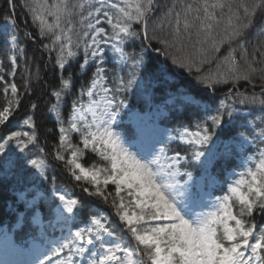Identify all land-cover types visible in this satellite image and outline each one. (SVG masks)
<instances>
[{"label":"snow or ice","instance_id":"obj_1","mask_svg":"<svg viewBox=\"0 0 264 264\" xmlns=\"http://www.w3.org/2000/svg\"><path fill=\"white\" fill-rule=\"evenodd\" d=\"M157 3L158 0H111V3L109 0H97V3H85L84 0H52L51 3L49 0H33L29 6L33 22H38L41 37L51 38L52 44L57 46L51 51H57L56 63L60 69H64L69 59L75 56L74 48L79 46L78 41L74 44L72 37L73 18L77 15L86 29L81 32L85 44L82 69L88 67V57L103 60L102 44L111 46L118 64L131 66L126 76H119L114 81L113 87L107 86L105 69L97 66L88 88L89 103L86 107L74 106L68 128L61 127L60 150L56 152L55 159L65 164L77 182L84 180L92 185L94 191L85 187L84 192L102 198L105 203L112 197V207L137 242V248H129L122 238L117 239L102 217L92 218L85 227L77 225L75 231H69L68 236L59 241L45 243L47 227L74 223L79 215V207L76 199L61 190L49 191L36 184L38 179L45 176L47 162L26 154V150L30 151V145H37L36 124L29 117L24 124L32 129L31 132L13 130L0 136V183L11 177L17 185L16 207L12 211L15 221L21 225L22 231L33 228V225L41 228L38 235L33 232V258L27 264H77V258L80 264H85V257L86 264H132L130 257L134 252L146 256L150 264H264V227L258 230L252 219L257 209L264 212V151L260 152L254 166L247 168L230 186L231 195L223 197L212 206L211 211L204 212L200 209L207 205L192 173L181 171V162L186 161L187 157L179 151L170 155L166 141L156 137L155 125L150 118L146 114L133 113L125 99L120 98L121 93H133L151 99L161 91V85L167 84L165 77L171 71L167 65L146 64L142 57L125 50L126 42L138 38L141 33L145 39H149V21ZM12 5L13 0H5L6 7ZM258 13L264 16V0H196L195 3L186 4L182 13L174 14L173 41L165 39L160 43L165 48L173 46V43L183 46L181 36L187 34L191 40L194 30L197 39L193 47L200 45L196 52L205 58L201 60V63H205L209 50L219 52V44L239 41L240 59L245 62L246 68H242L236 55L230 52L221 62L227 66L226 71H219L218 65L216 73L203 76V82L209 88L226 82L228 77L233 82L246 80L252 83L253 75L257 72L262 74L260 78L264 81V28L255 22ZM48 17L52 18L51 23ZM5 23L15 28L13 13L5 16ZM97 25H107V28ZM133 25H140V31H136ZM217 29L220 31L217 32ZM249 32L252 33L250 37ZM221 34L224 39L218 40ZM5 42L15 51L18 46L15 32L6 37ZM11 61L15 65L14 55ZM172 62L179 67H188L189 71L192 67L200 71L191 57L186 62L173 58ZM257 64L261 67L254 66ZM69 87L70 81L63 80L61 90L53 92L57 104L52 105L50 111L58 112L62 91ZM169 87L175 89V85ZM9 89L15 99L8 100L6 106L0 109V126H6L14 105L19 104L17 85L6 83L3 89L5 96ZM261 90L264 94V84ZM97 95L99 99L94 98ZM180 99L184 106L202 111L205 119L203 123H197L194 129L184 128L178 137L170 136L168 139H179L191 146L192 159L203 165L208 160L207 146L224 125L225 115L231 119L233 112L228 110V105L222 104L212 114L208 105L201 104L197 97L187 93L182 94ZM239 103H259L264 108V95L244 96ZM32 107L35 109L36 105ZM125 109L128 111L124 115L129 117L130 122L139 123L135 130L125 128L123 132H118L116 129L121 127L119 119ZM238 119L243 120L248 128V117ZM69 132L81 134L83 148L67 143ZM148 137L152 138L149 146L141 144L137 147V143ZM260 138H264V130ZM129 140L137 142L131 145L136 147L135 152L125 146ZM244 142H248L247 137H244ZM64 149L71 150L70 158L66 159ZM85 149L96 153L104 164L93 163L86 168L80 162ZM179 177L187 179L181 183ZM109 184L115 185L114 196L110 192L105 193ZM122 192L126 195L122 196ZM233 201L238 206L236 212L233 211ZM133 206L140 211L137 213ZM53 218L56 224L52 223ZM45 219L49 221L47 226L43 223ZM148 221L164 223L145 229L139 227L141 222ZM0 249L5 256L19 253L7 231L0 232ZM0 264L15 262L0 259Z\"/></svg>","mask_w":264,"mask_h":264},{"label":"trees","instance_id":"obj_2","mask_svg":"<svg viewBox=\"0 0 264 264\" xmlns=\"http://www.w3.org/2000/svg\"><path fill=\"white\" fill-rule=\"evenodd\" d=\"M52 0H49L51 3ZM76 2V0H73ZM85 3H97V0H84ZM196 0H158L156 11L152 13L149 21L148 37L145 39L143 34L138 38L128 40L125 44V50L137 57H142L146 64L167 65L171 71L165 79L167 84L161 85V91L149 99L142 95L133 93H121L120 98L125 99L133 113H141L147 115L155 125V131L163 130L167 137H178L179 132L184 128L194 129L197 123L204 122V113L193 107H186L181 103L182 94H191L197 97L201 104H206L212 109V114L220 108L222 104L228 105V110L233 112V118L225 115V123L221 129L217 130L213 142L207 146L206 153L211 152L210 160L201 164L192 159L191 146L182 143L179 139L166 140V146L169 154L176 151L181 152L187 157L186 161L181 162L182 172H191L194 182L200 189L204 204L201 210L206 212L207 208L212 210V206L218 204L223 197L231 195L230 186L245 173L246 169L253 167L259 158L260 152L264 151V138H260V133L264 130V108L257 103L241 104L239 100L244 96L261 97V86L264 81L261 80V73L257 72L253 75L252 83L246 80L233 82L228 77L226 82L215 84L209 88L203 82V76L219 71L225 72L226 65L221 62L232 52L236 55L237 61L242 68H246V64L240 59L239 41L224 42L219 44L220 51L213 52L209 50L207 54V62L201 63L204 57H201L196 48L193 47L197 37L194 34L191 40L187 38V34L181 36L183 46L180 43H173V46L165 48L160 40L173 41L171 35L175 25L174 14L181 12L188 3H195ZM33 0H13L12 7L5 6V0H0V109L6 106L8 100H14L9 93L5 96L3 89L6 83H15L18 88L19 104L14 105L13 114L7 122L6 126H0V136L5 135L13 130H21L31 132L24 121L31 117L36 124L37 145H30V151L26 150V154L32 158H43L47 162L46 174L43 178L38 179L36 184L42 185L49 191L59 189L73 199L78 201L79 215L74 223L66 226L56 224L55 219L52 223L55 227H47L46 237L49 241L55 239L61 240L67 237L69 231H75L76 226L85 227L94 217H102L106 225L116 234L117 239L123 240V243L132 249L137 248V242L131 237L126 226L120 221L116 215V210L112 207L111 199L105 203L104 200L97 196H90L83 189L88 187L90 191H94L91 184L82 180L77 182L68 172L67 167L62 161L55 159L56 152L60 150L61 127L68 128L74 113L73 108H79L81 105L87 106L90 100L88 96V88L96 72L97 66L105 69L107 77V86L113 87L114 81L119 76H126L131 70V66H123L118 64L114 58V53L109 44H102L104 51L103 60L100 57L94 60L88 57V67L82 69L80 66L84 63L85 44L81 32L86 30L83 28L81 17L79 15L73 18L74 32L72 34L74 44L78 41L79 46L74 48L75 56L69 59L64 69H60L56 63L57 51H51V48L57 47L52 44L49 37L42 38L39 32L38 22H33V15L29 11V6ZM111 3V0H109ZM13 13L16 21L15 28L5 23V16ZM167 14V18H166ZM101 19H103L101 17ZM191 19V15L189 16ZM49 23L52 18L48 17ZM264 16L259 13L256 17V24L264 28ZM162 25V26H161ZM107 25H97V27ZM136 31H140V25H133ZM183 28V14L181 15V29ZM220 29H217L219 32ZM15 32L17 36V49L13 51L10 45L6 44L5 38ZM251 32L248 33L250 37ZM218 40L224 39L223 35L217 37ZM252 43H255L253 41ZM48 45V47H45ZM249 53L252 51L251 44L248 45ZM159 49V51H157ZM235 50V51H233ZM16 57L15 65L12 64L11 57ZM194 59L195 64L200 67V71H196V67H192L189 71L188 67H179L173 64V58L187 61V58ZM250 58V57H249ZM259 59V56L257 57ZM260 68L261 65H254ZM70 81V87L62 91L61 100L58 105V112L50 111L52 105L57 104L54 91H60L62 81ZM175 85V89L169 87ZM99 99V95L94 97ZM36 108L33 109L32 105ZM125 109L121 113L119 123L121 127L116 130L123 132L125 128L135 130L138 121H131L129 117L124 115ZM238 117H248L250 125L245 127L243 120ZM91 119V116H88ZM210 123V121H209ZM247 137L248 142H244ZM257 137V139H254ZM81 134L78 132H69L68 141L74 146L81 144ZM134 140L126 142L125 146L130 147L131 151H136V147H131ZM143 145V141L137 143V147ZM159 147V145H157ZM40 149H43L41 152ZM70 149H64L63 154L66 159L70 158ZM203 159V158H202ZM80 162L87 168L93 163L103 165L99 156L90 149H85L80 157ZM181 183L187 177H179ZM17 185L8 177L0 183V232L7 231L12 240H15L21 234V225L16 223L12 214L16 207L14 203L18 192L15 190ZM101 188L104 189L103 184ZM115 195V185L109 184L105 189V193ZM125 196L126 193H121ZM127 199L125 203L127 204ZM233 211L236 212L238 206L235 205ZM133 209L138 213L140 210ZM248 219V217H244ZM252 219H254L257 229L264 227V212L257 209ZM157 221L141 222V229L155 225ZM160 222V221H158ZM44 225L47 226L49 221L45 219ZM33 231L38 235L41 231L39 225H33ZM46 239V240H47ZM30 241L26 239V242ZM136 253V252H134ZM141 264H150L146 256L139 254ZM85 264L87 262V257ZM77 264H80L77 258Z\"/></svg>","mask_w":264,"mask_h":264},{"label":"rangeland","instance_id":"obj_3","mask_svg":"<svg viewBox=\"0 0 264 264\" xmlns=\"http://www.w3.org/2000/svg\"><path fill=\"white\" fill-rule=\"evenodd\" d=\"M18 257L20 258H16V255L15 254H9L7 256H5L4 253H0V259H8L10 261H13L15 262V264H27L28 261H30V259L26 258V255L25 254H17ZM131 261H132V264H136V261L134 259L133 256L130 257Z\"/></svg>","mask_w":264,"mask_h":264}]
</instances>
